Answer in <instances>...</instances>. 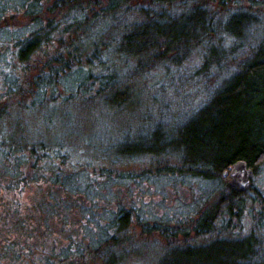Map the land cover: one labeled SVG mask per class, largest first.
Returning <instances> with one entry per match:
<instances>
[{
	"label": "trees",
	"instance_id": "trees-1",
	"mask_svg": "<svg viewBox=\"0 0 264 264\" xmlns=\"http://www.w3.org/2000/svg\"><path fill=\"white\" fill-rule=\"evenodd\" d=\"M140 1L142 4L133 9L129 8L130 0H0V48H3L0 72L4 77L0 104L8 96L29 93L35 105L43 103L50 90L53 97L58 88L74 94L96 85V94L112 106L128 97L123 88L117 87L121 76L115 66L116 55L127 53L130 55L124 54L126 57L164 63L169 53L202 43L209 46V57L222 53L219 44L209 41L215 24L212 14L215 10L211 12V7L192 4L186 7L189 0ZM214 1L215 7L228 5V0ZM174 3H183V9L171 13L167 8ZM16 14L22 18L17 20ZM256 20L249 11H233L222 22L223 33L241 38ZM39 52L43 57L34 66L38 71L30 74ZM5 113V105H0L3 118ZM2 128L0 139L5 142ZM8 134L12 138L13 133ZM130 141L123 143L119 151L108 153L109 158L119 162L150 156L169 161H158L153 169L139 173L100 166L86 174L89 179L84 182L90 183L82 187L79 177L65 173L69 158L62 147L49 149L40 143L24 151L18 145L21 140L11 139V145L3 152L8 161L11 157L20 159L22 165L28 161L34 173L48 163L52 166L53 185L65 173L68 176L60 188L69 193L94 189L90 179H103L110 187L115 184L110 183V178L118 179L116 183L119 179L133 181L138 186L159 178L173 180L177 186L188 185L194 199L178 206L180 211L184 208L183 215L175 208L169 214L153 215L150 211L147 214L151 208L138 199L134 206L111 214L115 215L110 216L108 226L104 227L105 240L115 243L117 233L134 217L142 233L157 232L165 238L191 235L195 239L206 238L203 243L169 249L159 264H264V248L260 247L258 233L233 232L238 224L242 225L245 215L254 216V210L257 225L264 229V195L254 185L251 191L234 188L224 175L239 160L246 162L251 177L260 174L264 164V38L242 68L229 75L204 106L182 124L173 145L164 131L149 140L138 137ZM24 183L28 180L17 176L7 186L22 187ZM85 237L83 234L80 239ZM74 241V237L68 239ZM74 244L73 249L67 246L64 254L83 257L81 252L85 248L78 241Z\"/></svg>",
	"mask_w": 264,
	"mask_h": 264
},
{
	"label": "rangeland",
	"instance_id": "rangeland-1",
	"mask_svg": "<svg viewBox=\"0 0 264 264\" xmlns=\"http://www.w3.org/2000/svg\"><path fill=\"white\" fill-rule=\"evenodd\" d=\"M141 4L140 0H130L129 8ZM191 4L207 5L211 12L215 10L212 13L214 31L209 41L222 49L217 57H209V46L205 43L185 51L175 50L167 55L164 63L126 57L130 55L127 53L116 55L115 66L121 76L117 87L123 88L128 97L112 106L96 94V85L91 90H79L74 94L58 88L53 97L51 90H47L46 100L35 105L29 93L2 100L0 105H5L6 113L5 119L0 115V128L3 126L6 140L0 139V264H51V261L53 264H159L169 249L206 240L195 239L194 235L165 238L157 232L142 233L134 217L117 233L119 237L115 243L105 240L107 230L104 227L108 226L110 216L115 215L111 214L120 208L134 206L138 199L151 208L147 214L149 211L153 215L169 214L175 208L183 215L184 208L180 211L178 206L194 199L188 185L177 186L173 180L159 178L138 186L133 181L119 179L116 183L118 179L110 178V183H115L110 187L100 178L99 181L90 179L94 188L90 191L69 193L61 189L67 172L79 177L83 187L90 183L84 182L89 179L86 174L100 166L139 173L143 169H153L158 161H169L146 156L114 162L108 155L111 151H119L123 143L138 137L149 140L163 131L168 133L169 143L173 145L182 124L204 106L229 75L242 68L264 38L263 0H228L226 7H215L214 0H189L186 7ZM182 5L174 3L167 9L178 13ZM237 10L249 11L257 20L246 28L241 38L234 39L223 33L222 22L226 15ZM21 18L16 14L17 20ZM160 50L163 52L164 47ZM2 52L0 48V63ZM42 57L39 52L30 74L38 71L34 66ZM3 78L0 72V84ZM8 133H13L12 138L9 139L11 134ZM11 139L21 140L18 145L24 151L40 143L49 149L58 146L66 149L69 166L56 178L57 185L50 181L54 177L48 163L40 168L44 173L41 175L40 171L32 172L34 167L28 161L24 165L14 157L8 161L3 150L11 145ZM224 175L232 187L251 191L254 185L264 195V164L260 174L254 177L249 168L239 170L233 165ZM17 176L28 183L9 188L7 182ZM256 204L251 205L252 208ZM254 211V216L245 215L242 225L238 224L233 232L246 235L254 230L259 235L260 247L264 248V229L257 225ZM83 234L86 237L80 239ZM70 237L85 248L81 252L83 257L64 254L67 246L74 248L75 244L68 242Z\"/></svg>",
	"mask_w": 264,
	"mask_h": 264
},
{
	"label": "water",
	"instance_id": "water-1",
	"mask_svg": "<svg viewBox=\"0 0 264 264\" xmlns=\"http://www.w3.org/2000/svg\"><path fill=\"white\" fill-rule=\"evenodd\" d=\"M233 166L236 167V168H238L239 170H242V169H244V168H247V167H246V162L243 161V160H239V161L235 162V163L233 164Z\"/></svg>",
	"mask_w": 264,
	"mask_h": 264
}]
</instances>
